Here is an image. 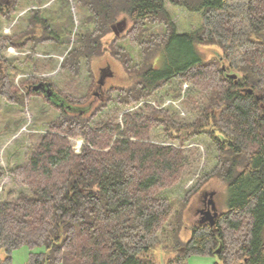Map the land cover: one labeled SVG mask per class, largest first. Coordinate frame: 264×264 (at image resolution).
I'll list each match as a JSON object with an SVG mask.
<instances>
[{
	"label": "trees",
	"instance_id": "trees-1",
	"mask_svg": "<svg viewBox=\"0 0 264 264\" xmlns=\"http://www.w3.org/2000/svg\"><path fill=\"white\" fill-rule=\"evenodd\" d=\"M30 1L38 8L29 11L26 29L0 34V61L9 45L60 43L42 16L47 0ZM15 2L0 0V16L11 18ZM76 2L92 29L77 35L61 66L78 75L82 60L89 66L109 52L129 84L108 89L106 100L102 92L94 106L85 96L57 92L49 82L60 99L44 97L60 113L26 162L8 172L28 192L0 202V264H12V251L24 245L31 249L29 264H157L152 249L173 211L162 192L180 181L188 163L182 146L199 133L210 134L216 145L212 173L226 184L228 206L214 225L196 223L187 241L177 238L175 261L184 264L197 254L215 255L214 264H264V0H169L200 14V25L186 32L177 31L165 0ZM126 19L131 25L119 36L113 25ZM154 24L165 30L150 31ZM111 33L112 41L104 42ZM122 38L138 47V63L116 43ZM198 46H216L220 56L205 59ZM100 69L96 89L101 75L113 73L109 65ZM228 73L237 74V83ZM176 79L206 94L192 123L177 121L169 109L151 108L124 113L121 123L93 126L110 102L132 105ZM15 90L0 68V96L22 103ZM160 127L179 147L149 140ZM74 138L83 140L80 152L73 149Z\"/></svg>",
	"mask_w": 264,
	"mask_h": 264
},
{
	"label": "rangeland",
	"instance_id": "rangeland-1",
	"mask_svg": "<svg viewBox=\"0 0 264 264\" xmlns=\"http://www.w3.org/2000/svg\"><path fill=\"white\" fill-rule=\"evenodd\" d=\"M165 6L177 31L194 30L200 25L199 13H191L170 3L169 0H165ZM34 8L38 6L30 0H16L11 8V18L0 16V34L12 36L24 31L28 25L29 11ZM40 8L42 16L48 19L50 28L60 37V43L58 45L28 43L22 48L9 45L2 53L5 60L0 61V68L9 76L13 88L19 93L20 100H23L22 103L11 104L0 96V169L4 171L0 176V202L14 200L21 192H28V189L18 187L8 172L26 162L33 148L48 132L47 123L60 113L59 109L41 93L30 90L28 92V85L46 80L57 92L69 93L74 97L85 96L95 106L101 100L102 92V100H106L108 89L129 84L122 65L109 52L92 60L89 66H85L82 60L78 75H72L69 70L64 69L61 66L62 61L74 47L77 35L92 29V24L86 21L88 13L77 5L76 0H47ZM130 25L131 22H127L126 19L125 27L128 28ZM113 27L120 36L122 32L120 29L124 26L114 24ZM149 30L160 33L165 30V26L154 24ZM35 33L39 36L42 31L36 28ZM113 38L114 35L111 33L106 35L103 41L109 42ZM116 43L131 54L135 63L140 61L138 47L131 45L127 38H122ZM198 48L205 59L220 56L221 51L216 46ZM156 61L160 63L161 59L158 58ZM107 65L113 72L112 76L101 75L100 78H104L101 88L96 89L100 68ZM177 92L180 96L174 97ZM92 93H95V96ZM114 93L113 91L112 94ZM206 100L205 92L197 90L188 82L176 79L132 105L121 106L116 102H110L95 116L93 126L97 127L105 122L121 123L124 113L145 112L151 108L169 109L177 121L184 124L192 123ZM149 140L160 145L179 147V141L168 139L161 127L152 129ZM71 142L74 151L80 152L83 140L74 138ZM182 148L188 161L186 170L179 182L162 192L169 198L173 211L159 233V244L152 249L157 264H177L175 255L178 251L173 250L174 244L178 241L177 238L180 241H187L190 237V227L197 223L198 214L195 209L201 206L199 197L202 192L215 191L216 207L220 212L227 211L226 184L222 178L212 173L217 163V149L212 136L208 133L189 136ZM186 197L188 201H185ZM178 220L181 221L180 228ZM40 250L42 249H34ZM30 251L31 249L25 245L13 250L12 264H29ZM4 254L1 250V256ZM183 261L184 264H214L218 259L215 255L192 254Z\"/></svg>",
	"mask_w": 264,
	"mask_h": 264
},
{
	"label": "water",
	"instance_id": "water-1",
	"mask_svg": "<svg viewBox=\"0 0 264 264\" xmlns=\"http://www.w3.org/2000/svg\"><path fill=\"white\" fill-rule=\"evenodd\" d=\"M9 3V0H6V4ZM118 24H121L123 25L124 27H122L120 29V31H122L124 28H125V21L123 22H120ZM115 30V33H117L116 29ZM228 77L230 78H233L235 83H237V74L236 73H228L227 74ZM100 83H102V80H100ZM32 91L34 92H39L41 89L43 90L45 96L49 97V98H52L54 100L57 101V97L58 95L54 92V90L51 88L50 84L48 82H45V81H39L35 84H33L32 86H30ZM248 92H251V89H247ZM257 98H260L259 96H256ZM213 194V193H212ZM211 194V195H212ZM208 214H209V217L207 219H202L200 221V223H205V222H208L211 226L215 224V221H216V218L218 217V211H217V207L215 206V204L213 203V206L211 209H208L207 210Z\"/></svg>",
	"mask_w": 264,
	"mask_h": 264
},
{
	"label": "flooded vegetation",
	"instance_id": "flooded-vegetation-1",
	"mask_svg": "<svg viewBox=\"0 0 264 264\" xmlns=\"http://www.w3.org/2000/svg\"><path fill=\"white\" fill-rule=\"evenodd\" d=\"M40 81L48 82L46 80H40ZM37 93H41L43 96H45V94H44V92H43L42 89L39 92H37ZM45 97H47V96H45ZM47 98L49 99V97H47ZM57 98H58L57 100L60 99L59 97H57ZM50 99H52V98H50ZM214 196H215V191L206 190V191H204V192L201 193V197H199L200 198V201H201V206L200 207H197L195 209V212L198 214L197 223H200V221L202 219H204V218L207 219L209 217V214H208L207 210L212 208L213 203L216 204L215 201H214ZM217 211L220 214V210H218V208H217Z\"/></svg>",
	"mask_w": 264,
	"mask_h": 264
},
{
	"label": "bare ground",
	"instance_id": "bare-ground-1",
	"mask_svg": "<svg viewBox=\"0 0 264 264\" xmlns=\"http://www.w3.org/2000/svg\"><path fill=\"white\" fill-rule=\"evenodd\" d=\"M81 142V140H79V143Z\"/></svg>",
	"mask_w": 264,
	"mask_h": 264
}]
</instances>
